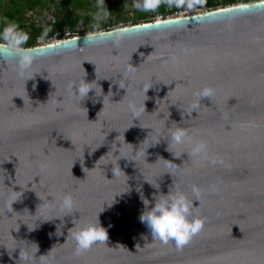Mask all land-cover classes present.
I'll list each match as a JSON object with an SVG mask.
<instances>
[{
	"label": "water",
	"instance_id": "1",
	"mask_svg": "<svg viewBox=\"0 0 264 264\" xmlns=\"http://www.w3.org/2000/svg\"><path fill=\"white\" fill-rule=\"evenodd\" d=\"M96 33L24 47L23 75L0 43V264H264V0ZM85 73L102 94L80 105L70 84ZM204 86L214 95L193 111ZM174 122L223 164L194 163L190 143L168 149ZM119 151L129 159L115 175ZM144 178L165 193L173 183L190 197V184L203 189L193 214L204 227L182 249L152 240L139 220L137 188L149 199L157 191ZM66 192L78 210L61 221L48 199ZM97 213L108 238L77 253L73 216Z\"/></svg>",
	"mask_w": 264,
	"mask_h": 264
},
{
	"label": "clouds",
	"instance_id": "2",
	"mask_svg": "<svg viewBox=\"0 0 264 264\" xmlns=\"http://www.w3.org/2000/svg\"><path fill=\"white\" fill-rule=\"evenodd\" d=\"M168 2L170 6L173 3L176 6H180L183 3V0H168ZM134 3L137 9L147 12L155 11L159 7L161 0H134ZM107 16L108 10L104 5V0H98L97 11L93 13V19L96 22V26L98 27L99 21L107 18ZM46 32L47 29H45V33ZM99 37L100 33L97 31L96 38ZM0 38H2L6 47L10 48L14 53L17 54L18 72L20 75H23L27 66V62L30 58V54L23 47L27 39V33L24 32V30L21 29L15 21H8L5 23L2 31H0ZM114 38L119 40L121 38L120 34H115ZM127 71L129 73L134 72V66L129 65ZM85 76L86 73L82 79L73 81L70 84L72 89V97L76 99L80 105L81 101L89 97L91 90H94L97 96L102 94V88L97 83V80L89 81L85 79ZM97 86H99V92H97ZM151 86L152 85L148 83L143 85V90L146 97L145 100L148 98L146 96V91ZM212 95H214V88L211 86H204L203 88L194 91L193 96L196 97V100L191 103L190 107L193 109V111H195V109L199 106L198 102L201 98H210ZM144 101L142 108L143 111H145ZM129 108L133 115H135L136 105L130 102ZM181 115L183 116L184 113L182 112ZM174 124V127H170L168 129V149H170V145L172 144L180 146L184 145L185 143H190L187 153L188 157L192 158L194 163L207 161L213 165L223 164L224 161L222 158H218L210 154L206 139L200 138L193 141L186 128L176 122H174ZM159 139L160 138H158L157 142ZM154 143L156 142H147L142 149L143 153L146 154V149ZM115 150H113V152ZM140 152L141 148L139 147V149L135 151V154L139 155ZM173 155L180 157L178 154L173 153ZM114 156L119 157L116 160L115 165L112 163L114 165L112 171L115 173V175H117V172L115 171L116 166H118L117 161L121 157H128L120 155V151L118 155ZM169 167H171V165H169ZM40 168L41 170H44L47 168V165L41 163ZM144 180L148 181L155 189H157V191L151 193V199H149V197L146 196L142 190H140V187L142 186L137 188L140 199L144 205L143 210L140 212L139 220L144 223L146 228L150 231L152 240H159L162 243H168L171 241L175 244L178 250L182 249L192 240L195 235L201 232L204 227V219L199 215L193 214L195 206L194 201H199L203 193V189L195 183L190 184L189 187L192 193V197H190L185 191L177 188L174 183L169 186V190L165 193L159 191L160 185L157 181L153 183L146 178H144ZM210 187L212 191L219 190L217 184H213ZM16 192L19 193V197L21 192ZM48 203L51 206L57 207L59 211L64 214L63 216H56L60 217L61 221H63V217L65 215L73 214L76 210H78L77 202L71 192L63 193L58 198L52 196L51 200L48 199ZM98 213L95 220H81L80 216L78 219L73 216L74 226L68 229V235H71V238L75 243V250L77 253L84 252L90 249L94 244L105 242L107 240V229L100 224ZM36 226L37 224L35 223L32 227H29L28 225V228L33 229ZM57 234H61L59 227L57 228ZM47 255H41V257ZM19 257L25 261L31 259L27 252L22 253L21 250L19 251Z\"/></svg>",
	"mask_w": 264,
	"mask_h": 264
},
{
	"label": "rangeland",
	"instance_id": "3",
	"mask_svg": "<svg viewBox=\"0 0 264 264\" xmlns=\"http://www.w3.org/2000/svg\"><path fill=\"white\" fill-rule=\"evenodd\" d=\"M8 0H0V17L2 13H5ZM45 5H36L33 8L25 7L23 10V16L20 22L25 25H36L43 27L48 31H58L62 29L65 33H70V21L75 19L77 23L74 25L76 31L91 28L96 25L93 19V13L97 11L98 0H45ZM206 2V0H204ZM218 3L216 8L226 5L244 3L245 0H234L232 3H227L229 0H214ZM252 1V0H249ZM254 1V0H253ZM104 5L108 10L109 20L114 21L118 16H123L126 21L116 24L121 26L123 24L130 25L131 21L142 15L146 11H141L135 7L134 0H104ZM169 7V3L166 4ZM207 5V2H206ZM225 5V6H226ZM171 6L175 7L173 3ZM180 7V6H178ZM157 10V9H156ZM155 10V11H156ZM147 11V12H155ZM159 14L155 13L153 18H157ZM171 16V15H169ZM104 20L99 21L98 24ZM141 22V21H140ZM54 39L53 37L49 40ZM46 43L41 38H38V43Z\"/></svg>",
	"mask_w": 264,
	"mask_h": 264
},
{
	"label": "trees",
	"instance_id": "4",
	"mask_svg": "<svg viewBox=\"0 0 264 264\" xmlns=\"http://www.w3.org/2000/svg\"><path fill=\"white\" fill-rule=\"evenodd\" d=\"M206 2H207V6L210 8H216L218 5V3L214 0H206ZM232 2H234V0H229V2L227 3H232ZM245 2H249V0H245ZM167 3H169L168 0H161L160 5L155 12L153 13L144 12L139 17L134 18L131 21V24H137V23H140V21L141 22L153 21L155 20V18H153L155 13L162 16V18H166L167 15L171 14V11L167 10V5H166ZM45 4H46L45 0H8L7 6L5 8L6 12L2 13L0 17V31H2L6 22L15 21L19 25V27L23 29L24 32L27 33V39L23 47H33V46L42 44V43H38V38H41L43 41L48 42L53 37V34L55 32L57 33L56 35L57 39L62 38L64 34V31H62V29L55 31V32L47 30V32L45 33V28L43 27H38L32 24L29 26H25L20 22V19L23 16V10L25 7L33 8L36 5H45ZM225 5L226 4L224 3L223 6ZM177 8L178 6L175 5L174 9H177ZM77 20L78 19H75L73 21H70L69 23L71 27L70 36H76V35H82V34L101 31V30L113 29L115 27H118L116 26V24L126 21V19L120 15L114 21L109 20V18L103 19L104 21L98 24V27L95 25L88 29L76 31L74 29V25L77 23ZM124 25L126 24H123L121 26H124ZM0 43H4L2 38H0Z\"/></svg>",
	"mask_w": 264,
	"mask_h": 264
},
{
	"label": "built area",
	"instance_id": "5",
	"mask_svg": "<svg viewBox=\"0 0 264 264\" xmlns=\"http://www.w3.org/2000/svg\"><path fill=\"white\" fill-rule=\"evenodd\" d=\"M210 9L212 8L208 7L204 0H183V3L177 9H174L173 6L167 7V10L171 11L170 15L173 17L201 13L203 11L210 10ZM166 17H169V15H167ZM157 18H162V16L159 15ZM56 35L57 33L55 32L53 34L54 39L52 40L57 39ZM68 37H72L70 36L69 31L65 33V35L63 34L62 38H68Z\"/></svg>",
	"mask_w": 264,
	"mask_h": 264
},
{
	"label": "bare ground",
	"instance_id": "6",
	"mask_svg": "<svg viewBox=\"0 0 264 264\" xmlns=\"http://www.w3.org/2000/svg\"><path fill=\"white\" fill-rule=\"evenodd\" d=\"M169 17H173V16H169Z\"/></svg>",
	"mask_w": 264,
	"mask_h": 264
}]
</instances>
